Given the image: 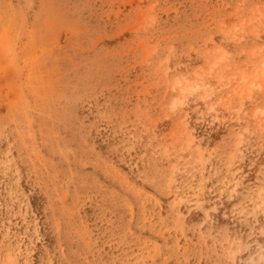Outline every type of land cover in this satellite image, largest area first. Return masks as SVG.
<instances>
[{
	"label": "rangeland",
	"instance_id": "rangeland-1",
	"mask_svg": "<svg viewBox=\"0 0 264 264\" xmlns=\"http://www.w3.org/2000/svg\"><path fill=\"white\" fill-rule=\"evenodd\" d=\"M0 264H264V0H0Z\"/></svg>",
	"mask_w": 264,
	"mask_h": 264
}]
</instances>
